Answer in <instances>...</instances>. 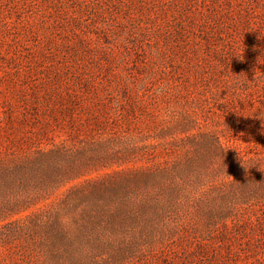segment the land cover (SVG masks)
I'll use <instances>...</instances> for the list:
<instances>
[{
  "label": "rangeland",
  "instance_id": "rangeland-1",
  "mask_svg": "<svg viewBox=\"0 0 264 264\" xmlns=\"http://www.w3.org/2000/svg\"><path fill=\"white\" fill-rule=\"evenodd\" d=\"M0 264H264V0H0Z\"/></svg>",
  "mask_w": 264,
  "mask_h": 264
}]
</instances>
